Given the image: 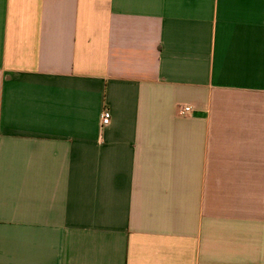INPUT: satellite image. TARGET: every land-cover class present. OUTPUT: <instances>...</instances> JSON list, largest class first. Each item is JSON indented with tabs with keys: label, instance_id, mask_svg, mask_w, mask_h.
I'll return each mask as SVG.
<instances>
[{
	"label": "crops",
	"instance_id": "obj_1",
	"mask_svg": "<svg viewBox=\"0 0 264 264\" xmlns=\"http://www.w3.org/2000/svg\"><path fill=\"white\" fill-rule=\"evenodd\" d=\"M0 264H264V0H0Z\"/></svg>",
	"mask_w": 264,
	"mask_h": 264
},
{
	"label": "built area",
	"instance_id": "obj_2",
	"mask_svg": "<svg viewBox=\"0 0 264 264\" xmlns=\"http://www.w3.org/2000/svg\"><path fill=\"white\" fill-rule=\"evenodd\" d=\"M192 111H193V106L190 104L181 103V104H178L176 107V112L180 116H189L191 115ZM110 121H111L110 109L105 107L102 110L101 116H100L101 125L106 126L110 123Z\"/></svg>",
	"mask_w": 264,
	"mask_h": 264
}]
</instances>
